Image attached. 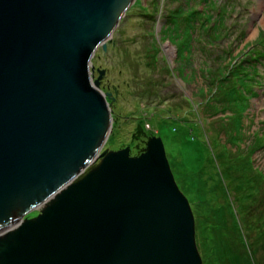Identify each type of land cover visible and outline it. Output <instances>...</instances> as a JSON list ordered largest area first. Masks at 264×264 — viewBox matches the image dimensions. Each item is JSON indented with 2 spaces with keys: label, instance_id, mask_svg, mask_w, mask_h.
<instances>
[{
  "label": "water",
  "instance_id": "95a60500",
  "mask_svg": "<svg viewBox=\"0 0 264 264\" xmlns=\"http://www.w3.org/2000/svg\"><path fill=\"white\" fill-rule=\"evenodd\" d=\"M134 2L0 0V264H203L162 137L103 149L93 56Z\"/></svg>",
  "mask_w": 264,
  "mask_h": 264
},
{
  "label": "rangeland",
  "instance_id": "374dc122",
  "mask_svg": "<svg viewBox=\"0 0 264 264\" xmlns=\"http://www.w3.org/2000/svg\"><path fill=\"white\" fill-rule=\"evenodd\" d=\"M177 4L178 0H135L115 28L107 49L97 48L93 63L105 69L101 85L111 92L115 111L114 137L108 138L103 149L135 143L131 153L142 152L151 135L161 136L180 188L194 213L199 211L197 221L204 219L197 244L207 255V264H264V179L257 175L248 182L255 186L246 187L242 199L233 187L242 180L246 173L242 169H247L249 162L264 173V59L253 56L264 47V0H192L190 5L219 20L220 35L213 54L198 50L181 64L176 45L169 38L162 40L159 32L162 15ZM156 50L160 60L153 66L149 61ZM241 59H252L256 68L247 84L242 130L231 139L233 134L228 132L234 117L229 116L233 111L213 114L218 108L207 102L212 98L210 102L219 107L217 96L221 94L210 97L211 85L201 69L207 64L216 69L227 62L235 66ZM95 73L98 76L97 70ZM188 128L194 132L189 134ZM207 135L215 139L217 153L228 147L215 161L201 160L203 156L211 158V148L204 142ZM200 168L206 171L201 175L207 181L205 186H215L216 193L211 189L204 192ZM191 189H196L198 196L193 197ZM220 206L216 212L214 208Z\"/></svg>",
  "mask_w": 264,
  "mask_h": 264
},
{
  "label": "trees",
  "instance_id": "16d2710c",
  "mask_svg": "<svg viewBox=\"0 0 264 264\" xmlns=\"http://www.w3.org/2000/svg\"><path fill=\"white\" fill-rule=\"evenodd\" d=\"M191 2L192 0H178V4L176 6L168 8V12H166L165 15H162L164 18V22L159 31L161 34L162 40L169 38L171 42L176 45L177 60L178 62H180V64L183 63L184 59H190L192 56L194 57V53L198 50L204 51L205 53L210 52L211 54H213V50H214L213 47L216 46L214 45V43L218 40L217 36L220 35L221 23L219 22V20H217L215 16H212V14H207L205 12V9L201 10L200 8H196L190 5ZM151 16H154V14L151 13ZM213 36H215L216 39H214ZM205 45L208 46L209 48L206 49ZM253 56L256 59L257 57L258 59H264V47L256 51V53ZM159 60H160L159 51L156 50V53H154V55L149 61L150 65L152 64L153 66H157ZM250 61H252V59L250 60L241 59L239 63H237L235 66H234L235 63L229 66V63L227 62L226 64H222L218 66L216 69H212L210 65L207 64V66L201 69L203 71L202 74L208 79L211 85L210 91H211L212 96L210 97L215 98L217 94H221L220 96H217L219 97L218 101L221 103V104L218 103L219 107H216V104H214L213 101L210 102V100H213L212 98H210L209 102H207V104H209L208 106L214 107L215 109L218 108L217 111H215L213 114L215 115V113H218V112H225V110L227 109H231L233 111L229 116V118L234 117L230 125L232 130L229 129L230 131L228 132L230 133L229 136L233 134L231 136V139L233 138L235 139L236 137L235 132L237 131L241 132L242 130L243 120L241 119L242 117L241 113L246 108L247 102H248L246 100V98H248L247 97L248 95L246 93L249 92L248 90L249 87L247 84L253 79L252 69L256 68V64L252 63L251 65ZM205 62H206V59H205ZM180 64L177 66V68L180 66ZM243 89H245V92ZM113 99L114 98H109L111 102L113 101ZM203 101L204 99H202V102ZM114 112L115 111L113 109V113ZM220 118H225V117L220 116ZM220 118L217 117L215 119H220ZM209 121L214 122V120L212 119ZM228 121L229 120H226L225 123H228ZM187 131L189 134L191 132L192 133L194 132L192 128H188ZM211 131L213 134L214 131L213 130ZM113 135H114V130L111 132L109 136V140H111L114 137ZM214 141L215 139L213 138L212 135H207V138L204 142L207 145H209L211 148V158H209L208 156L207 157L203 156L201 157V160L203 159V161H206V160L213 159L215 161L219 157L221 158L222 151L228 148L227 146H225L224 149L222 148L220 149L221 152L217 153L215 151L216 145L214 144ZM126 145H129L131 150L135 148V143L134 144L127 143ZM212 149H214V151H212ZM186 153L188 154V156L190 155L189 151ZM189 158L191 159V156H189ZM222 161H225L224 158ZM242 170L246 172L245 175L243 176L242 180L238 184L233 185L234 190L237 193H241V195L239 196V198L241 199L242 197L245 196L244 191L246 187L253 188L255 186L253 183H248V182L252 181L253 178H257L258 177L257 175L261 176L262 179H264V173L262 172V170H258L254 168L251 162L248 163L247 169L243 168ZM203 171L205 170L203 168L201 170L200 168V171L198 172V174H199V179L203 183V186H205L207 184V181L205 183V181L201 178V175L203 176L202 174ZM190 176L191 174L188 176V178ZM188 178L186 177L184 178V180L187 181ZM205 187H206V189L204 188L205 193L209 189H211V193H216V190H215L216 188H214L215 186H212V185L210 186L209 184V186H205ZM192 191L194 194L193 197L198 196L196 195L197 194L196 189ZM251 193L253 194V191L250 192V194ZM220 208H222V206L214 208V210L217 212V210ZM243 210H245L244 206H242L241 211L243 212ZM194 214H196L195 215L196 239L198 243L197 235H199V231L201 227L203 226L204 219H202V223H200L199 221H197V218L199 216V211L196 210V213ZM201 214H202V211L200 213V216ZM201 255L203 257V264H207V261H206L207 255L206 254H205L206 256L204 255L203 249L201 251ZM209 264H212V262L210 263L209 261Z\"/></svg>",
  "mask_w": 264,
  "mask_h": 264
},
{
  "label": "flooded vegetation",
  "instance_id": "af4514ba",
  "mask_svg": "<svg viewBox=\"0 0 264 264\" xmlns=\"http://www.w3.org/2000/svg\"><path fill=\"white\" fill-rule=\"evenodd\" d=\"M141 151H139V152H135V153H132V154H138V153H140ZM39 211L37 210L35 213H30V214H28L27 216H29V217H31V216H35L37 213H38Z\"/></svg>",
  "mask_w": 264,
  "mask_h": 264
}]
</instances>
